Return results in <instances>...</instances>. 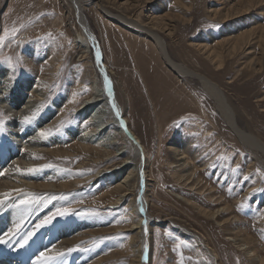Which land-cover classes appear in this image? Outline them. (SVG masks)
<instances>
[{"label":"rangeland","instance_id":"rangeland-1","mask_svg":"<svg viewBox=\"0 0 264 264\" xmlns=\"http://www.w3.org/2000/svg\"><path fill=\"white\" fill-rule=\"evenodd\" d=\"M81 1L101 63L150 163L148 216L161 222L150 229L149 264H214L194 239L170 223L199 235L219 264H264V158L253 157L239 143L197 81L178 78L150 40L102 15L98 0ZM103 6L111 14L155 26L169 59L215 83L239 128L264 143V0H105ZM226 14L230 17L224 19ZM79 34L66 1L0 0V91L7 90L9 96L12 89L13 99H25L29 108H36L29 123H22L25 116L14 112L11 123L6 106L0 104V159L7 160L0 164V178L17 181V175H30L20 168L24 165L18 157L34 151L33 145L55 146L51 141L59 135L57 152L39 154L42 164L30 169L40 170L31 176L51 172L47 183H79L70 191L50 187L51 192L32 188L23 192L41 196L37 213L51 210V222L43 226H84L75 231L85 232L75 248L97 254L103 264H131V246H125L130 234L121 229L134 221L128 205L133 196L116 203L119 192L112 182L102 175L94 178L98 170L122 159L116 157L109 164L96 160L92 152H80L66 134L71 127L85 126L75 115L89 93L91 77L82 83L80 72L88 70L89 76L95 63L91 49L84 55L75 47ZM179 139L189 152L188 167L173 159L172 148ZM114 144L112 156L124 151V156L135 157L131 147ZM8 148L20 153L5 158ZM193 155H198L196 161ZM203 162L207 164L202 173ZM134 190L137 193V187ZM57 209L69 214L53 216ZM219 210L220 215L211 217ZM122 256L124 261L118 263Z\"/></svg>","mask_w":264,"mask_h":264},{"label":"bare ground","instance_id":"bare-ground-1","mask_svg":"<svg viewBox=\"0 0 264 264\" xmlns=\"http://www.w3.org/2000/svg\"><path fill=\"white\" fill-rule=\"evenodd\" d=\"M63 1L68 2L71 9L75 13L76 23L81 33V35L79 34L78 38L75 40V47L78 50H82L84 55H87L91 49L95 61V63L92 65L94 69L93 72H91L92 74H89V76L86 75L88 70H83L80 72V79L82 83L87 82V77L91 78L89 79V93L86 94L81 103L78 105L77 113L79 114L75 115L77 118H82L83 120L81 123L86 122L85 126L87 125L88 127L84 126L83 129L79 128L80 130L71 127L66 134L71 138L73 144H75L76 147L78 146L77 149L80 152H92L96 156V160L103 158L102 161H107V164H109L108 162H111V160H116V157H120L122 159L118 165L112 164L108 167L98 170L94 174V178L98 177V175H102V179L105 178L107 181L112 182L111 185H113L114 190L119 192L118 198L114 201L116 203H124L129 195L133 196L128 205L129 208H131L130 215L134 221L123 227L121 231L128 232L130 234V238H128V241L125 244V246H131L129 252L132 255V259L130 263L149 264L150 229L152 226L158 225L161 222L159 219L150 218L148 216V198L146 195V188L148 187L147 183L149 182L147 173L150 163L148 162L147 155L143 153L144 149L140 141L130 126L129 119L127 116H125V114H123L125 111H123L121 103L118 101V95L115 93L116 90L111 81L112 79L107 74L105 67L101 63L103 61L101 50L96 38L94 37L86 22V17L82 9V1ZM104 1L105 0H98L96 3V7L102 15L110 17V19L115 20L117 23L125 26L126 28H132L135 33L143 35L145 38L150 40L155 46L156 50L162 56L166 65L178 78L184 79L189 77L195 79L207 96L213 100L216 107L215 109H217L221 118L227 124L239 143L246 147L253 157H257L259 159L260 157L264 158V143L258 138L246 133L245 131H242L239 128L233 110L227 105L220 88L215 83L211 82L204 75L194 73L185 66L171 61L167 56L161 37L156 32L158 29L155 26H149L148 24L141 23L137 20H132V18L127 16L123 17V15L111 14L103 6ZM227 17L230 16L226 14L224 19ZM239 42L240 41L235 43L238 45ZM86 63L88 62L86 61L85 64ZM220 68V63H218L217 69ZM1 71L2 70L0 69V74ZM2 76H4V74ZM106 81L107 86L105 83ZM4 91H0L1 96H5L0 100V104H3L4 107L6 106L5 111L8 113L6 116L10 118L11 123L12 121L14 123V118L11 114L12 112L30 117V115L33 113V110L36 108H29L27 106L28 102L25 103V99H13L14 95H11L12 89L9 90V96H6L7 90L4 89ZM150 91L151 89L147 88L145 92L148 94ZM40 95L41 94L37 96ZM19 103L21 104V109L19 108ZM22 105L24 108H22ZM23 109L25 110L22 111ZM42 119L43 118H41V120ZM44 126L45 125L41 127ZM115 133L116 135L114 137ZM58 136L59 135H55L54 139L51 141V145H55L53 147L50 146V144H45L44 146L46 147H42L40 144L38 146L40 148L38 149L37 145H33L36 147L33 148L34 151H27L24 152L23 155L21 154V157L18 158L19 161L22 160L20 164L24 166L20 168L30 169V167L42 164L41 159H39V154L41 153L57 152V148L59 147L58 144L62 143V139ZM27 138L23 139L26 140L25 143L23 140H21V142L24 144L28 143L29 138ZM114 142H120L118 145H122L124 149L131 147L132 151L135 153V157L134 154H132V157L124 156V151L112 156L111 148L117 147ZM19 153L20 151L15 153L14 150L8 148L5 158L11 154L15 155L16 157ZM188 154L189 152L186 151L182 140L179 139L177 146L172 148L173 159L177 163L182 161L181 166L188 167V165H192L191 160L188 159ZM192 157L195 159L194 161L198 159V155H193ZM135 158L137 160H134ZM134 161L136 163H134ZM5 162H7L6 159H0V164H4ZM206 164L207 162H203L201 164L202 167L199 169L200 172L203 173ZM50 173L51 172H46L45 175L43 174L44 176L40 177H38V175H36L37 177H34L33 175L31 176L32 172L30 175H17L16 178H18L20 181H15L14 179L12 180V178H0V199L4 200V204L0 206V237H3L7 241L5 244H0V264H43V260H37L41 253H44L46 256L57 257V259L52 261V264H103L102 259L98 256H95L97 254L94 255L90 251H82L74 247L75 243L81 240V237H85L84 231L75 234L76 230L81 231L84 228L83 225L76 224V226H72L69 229L68 227L58 228L56 224L51 226L37 227V223L39 221H43L45 218H49V213L51 212V210H48L47 208L44 211L42 210L43 212L37 213L36 206L42 203L40 201V195L39 199L30 207H27L26 204L19 205V200L26 198L27 192H23V189L25 188H32L45 192L46 190H49L50 187H55L58 188V192L63 190L70 191L68 189L73 187L76 182L79 183L80 181L77 180L73 183H62V181H60L58 185L47 183L48 181H45V178L51 177ZM135 187H137V193L134 190ZM16 190H22V192H17ZM6 193L10 195L5 198L3 194ZM249 193L250 191L245 192V195H248ZM221 210L224 211L223 209ZM218 214H221L220 210L215 212V214H212L211 217H215ZM165 221L166 220H164V222ZM17 225H19V227H17ZM170 226L178 230L182 235H185L186 237L190 236L192 239H194L198 243L199 248L204 251L206 255H208L214 264H219L214 250H212L199 235L195 233L193 234L181 226L174 227L175 225L173 223H170ZM5 233H9V236H5ZM28 233L33 234L27 240V243L24 244L23 247H20L17 241H20L22 238L27 236ZM71 234L75 235L70 237ZM103 237L105 238V236ZM243 245H245V243L239 245V247ZM69 249L76 250L70 252ZM246 252L247 254L249 253L254 257L253 251L246 250ZM61 253H63V255H60ZM119 260L120 261L118 263H122L124 261V256L120 257Z\"/></svg>","mask_w":264,"mask_h":264},{"label":"snow or ice","instance_id":"snow-or-ice-1","mask_svg":"<svg viewBox=\"0 0 264 264\" xmlns=\"http://www.w3.org/2000/svg\"><path fill=\"white\" fill-rule=\"evenodd\" d=\"M106 86H107V81L105 82ZM36 115V113H33V117ZM31 120V117L25 116L24 120L22 121V123L27 124L29 123ZM0 131H3V114L0 113ZM41 136H45L46 133L45 132H41L40 133ZM40 169H28L29 172H38ZM17 192H20L22 190H16ZM5 196V198L10 195V194H3ZM28 197H31V200L28 199ZM39 199V197L34 196L33 194H26V198L25 199H21L19 200V205H25L28 204L30 202H35ZM51 199H56L55 196L51 197ZM61 199H63V197H61ZM4 204V200L0 199V206H2ZM69 213L67 211H62L61 209H57L56 213H53V216L55 215H60V216H66ZM51 222V218H45L44 221H41V224L38 225L37 227H41L43 226V224L45 223H50ZM17 227H19V225H17ZM33 233H28L27 236H25L24 238H22L20 241H17L18 245L20 247H23L24 244L27 243V240L31 237ZM5 236H9V233H5ZM7 243V241L3 238L0 237V244H5ZM76 249H69V251H75ZM60 255H63V253H61ZM55 259H57V257L55 256H46L44 253L40 254V257L37 258L38 261L43 260V264H52V261H54Z\"/></svg>","mask_w":264,"mask_h":264}]
</instances>
